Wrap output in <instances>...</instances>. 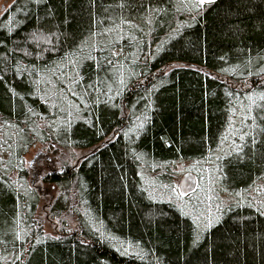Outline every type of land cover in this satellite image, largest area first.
Masks as SVG:
<instances>
[{"label": "trees", "instance_id": "16d2710c", "mask_svg": "<svg viewBox=\"0 0 264 264\" xmlns=\"http://www.w3.org/2000/svg\"><path fill=\"white\" fill-rule=\"evenodd\" d=\"M0 120V264H264L247 193L264 180V0H13ZM37 142L56 151L41 190L23 166ZM224 150L233 200L207 228L152 194L178 162Z\"/></svg>", "mask_w": 264, "mask_h": 264}, {"label": "rangeland", "instance_id": "374dc122", "mask_svg": "<svg viewBox=\"0 0 264 264\" xmlns=\"http://www.w3.org/2000/svg\"><path fill=\"white\" fill-rule=\"evenodd\" d=\"M13 0H0V16L9 7ZM181 6L186 4L194 7L200 4L199 0H179ZM10 124L0 120V152L5 151V141L9 136ZM5 140V141H4ZM4 144V145H3ZM93 149L78 148L69 152H64L65 158L73 163L78 157H82ZM55 149L49 145H44L40 142L35 143L23 155V166L27 168V184L33 188L41 190L45 185L43 182L42 165L47 162L52 163L55 155ZM228 150L216 151L214 156H208L202 160H191L178 162L172 167L169 175L157 177L149 182L150 190L154 196H158L164 201L176 203L185 212L190 214L201 229L207 228L212 223L216 222L220 217V211L233 200L231 195L221 186V165L220 160L228 156ZM60 158V156L58 157ZM70 159L72 161H70ZM192 172L198 177V185L195 191L189 195H182L179 189V183L185 173ZM17 173V172H16ZM154 176V175H152ZM249 197H254L260 200L264 207V180L258 187L247 192ZM42 203L39 206L38 216L41 225H44L45 231L48 232L53 228V224L49 220L47 201L43 197Z\"/></svg>", "mask_w": 264, "mask_h": 264}, {"label": "water", "instance_id": "95a60500", "mask_svg": "<svg viewBox=\"0 0 264 264\" xmlns=\"http://www.w3.org/2000/svg\"><path fill=\"white\" fill-rule=\"evenodd\" d=\"M215 0H204V2H213ZM198 185V177L192 172H187L179 183V189L182 195H189L196 190Z\"/></svg>", "mask_w": 264, "mask_h": 264}, {"label": "snow or ice", "instance_id": "6c2138e0", "mask_svg": "<svg viewBox=\"0 0 264 264\" xmlns=\"http://www.w3.org/2000/svg\"><path fill=\"white\" fill-rule=\"evenodd\" d=\"M200 2H201V4H203L204 3V0H200Z\"/></svg>", "mask_w": 264, "mask_h": 264}]
</instances>
